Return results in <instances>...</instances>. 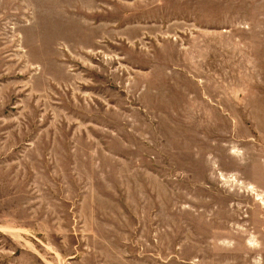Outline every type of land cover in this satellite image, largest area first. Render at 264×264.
<instances>
[{
  "label": "rangeland",
  "instance_id": "1",
  "mask_svg": "<svg viewBox=\"0 0 264 264\" xmlns=\"http://www.w3.org/2000/svg\"><path fill=\"white\" fill-rule=\"evenodd\" d=\"M0 264H264V0H0Z\"/></svg>",
  "mask_w": 264,
  "mask_h": 264
}]
</instances>
